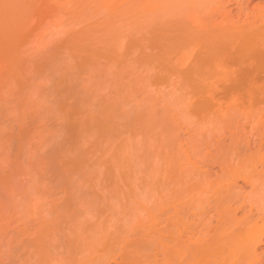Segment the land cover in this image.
Wrapping results in <instances>:
<instances>
[{
	"label": "bare ground",
	"instance_id": "bare-ground-1",
	"mask_svg": "<svg viewBox=\"0 0 264 264\" xmlns=\"http://www.w3.org/2000/svg\"><path fill=\"white\" fill-rule=\"evenodd\" d=\"M232 1L0 0V190L4 192L0 194V219L7 216L13 223L20 217L22 221L23 238L19 237V243L10 248L17 257L15 264H46L47 258L55 264H103L118 251L127 264H264V120H260L264 113V10L236 19L226 9ZM137 81L168 84L173 87H168L172 93L180 91L181 97L194 99L189 101L185 96L188 102L185 97V103L180 101L181 107L185 106L182 114L196 117L195 124H205L207 130L190 133L188 140L185 137L191 153L180 144L184 142L177 134L180 128L176 131L175 116H166L168 109L166 115L164 108L157 111L152 102L156 95L148 86L146 91L153 97L142 94L148 100L142 98V103L150 105L138 103L136 92H144L146 85H127ZM69 82L73 88L75 82L80 83L78 88L84 90L75 96L78 100L87 97L86 102L75 101L81 107L74 102L72 109L67 106L68 97L76 100L73 92L78 91L72 88L73 94L68 93L72 90L67 87ZM49 95L53 96L51 101ZM46 101L52 103L48 112L54 113L59 130L61 122H56L67 119L63 125H68L61 127H68L71 134L75 128L71 114L79 116L81 123L75 130L81 145L77 147L86 152L88 146L86 153L92 157L77 149L74 152L71 147V162L66 168L62 157L56 156L66 171V175L61 174L66 180L59 182L73 181L71 185L67 183V187L72 186L68 200L63 206H59L63 202L59 207L53 205V224L41 219L44 224L32 222L34 230L30 231L29 215H35V209L29 212L28 206L34 202L22 206L31 203L33 194L42 196L38 174L45 179L50 176V167L43 171L44 164L38 165L41 157L37 152L34 155L37 148L32 140L44 128L50 129L46 128L47 119H43L47 115L35 119ZM126 103L137 109L127 111ZM258 125L262 130H255L257 139L251 129H258ZM251 134L256 136V144ZM216 135L220 140L215 137L217 146V141L210 138ZM137 136L144 144L139 139L137 142ZM212 142L214 154L209 151ZM36 145L40 148V143ZM24 155L39 160L33 164V157L23 166L20 157ZM190 157L212 165L216 160L220 176L215 180L211 176L204 178L203 166ZM87 163L90 177H82ZM20 173L26 184L22 191L19 187L22 193L18 194L12 185ZM77 175L81 180H90L80 181ZM238 180L251 183L250 193L241 195L242 190H236ZM87 182L98 193L96 200L94 196L80 202L82 193L77 187ZM87 186L86 190H90ZM46 188L52 193L50 186ZM72 203L80 211L78 217L77 213L72 217ZM51 206L44 212L48 213ZM241 211L245 212L238 217ZM93 213L98 215L96 220ZM52 227L60 235L66 230L67 237L57 238Z\"/></svg>",
	"mask_w": 264,
	"mask_h": 264
},
{
	"label": "rangeland",
	"instance_id": "rangeland-1",
	"mask_svg": "<svg viewBox=\"0 0 264 264\" xmlns=\"http://www.w3.org/2000/svg\"><path fill=\"white\" fill-rule=\"evenodd\" d=\"M238 1H239V2H238ZM241 5H242V6H241ZM246 5H247V6H246ZM262 5H264V0H233L232 3L226 5V6H227L226 9H230L232 15L237 19L238 17L245 18L246 15H250V14L252 15V14L258 12L259 9H261V10L263 11V10H264V6H262ZM255 7H256V8H255ZM240 8H241V9H240ZM247 8H248V9H247ZM238 10H239V11H238ZM241 10H242V11H241ZM243 10H244V11H243ZM241 12H242V13H241ZM244 12H246V13H244ZM237 13H238V14H237ZM249 13H250V14H249ZM244 14H245V15H244ZM67 83H68V82H67ZM71 83H72L71 85H74V82H71ZM77 83H78V82H75V85H74L76 89L73 88V86H72V87L70 86V82H69V85L67 84V85H68L67 87H69V88L71 87V89H72V88L75 89V90L78 89V91L73 92L74 94L71 92V91H74V90H73V89H72V90L69 89L68 93L71 92V93L74 95V97L76 96V93L78 94V93H79V90H81V89L78 88V86L81 88L80 83H78V84H79L78 86H77ZM152 83H153V82H152ZM152 83H151V82H143V83H142V82H138V81H137V83L135 82V84H134V82H129V84H127V85L130 86V87L132 86L133 88H134V86H135V87H136V86L140 87V86L143 85V87H145V85H146V88L143 89V90H145L144 92H142V90H141L140 92H142V93H139V92L137 93V92H136L137 96H136V94H135V96L137 97V100L140 101V102H138V103H142L143 100L146 99V97H149V98H150V96H149V95H151L150 92H151V93L153 92V94L156 95V97H153V96L151 95V97H153V98L156 100V101H155L153 98H151V99H153V100L156 102V103H155L154 101H152V102L154 103V106H156L157 111H158V109H159V110H160V109L162 110V108H164V112H165V109H168V110H166V112H168L167 115H166V112H165V115H166V116H172V115L175 116L174 119H173V116H172V118L170 117L171 119L176 120V122H177V126H176V122L172 120L174 126L177 127V129H176V127H174V130L176 129V131H177V130H179V128H180L181 131L179 130V132H178L177 134H178L179 137L181 138V139L179 138V139L181 140L180 142H184V143H180V144H181V145L183 144V146H184L183 148L186 149V151L188 152L189 146L187 147V145H188V144H187V140H188V138H189V136H190V133L193 134V132H194V134H195V133H197L198 131H199V133H200V131H201V130H204V129L207 127V125L203 124V125H204V126H203L202 123H201V124H199V125H201V126H197L198 124H195V123L198 122V121H196V119H197L196 117L192 116L191 114H189V115H191V116H187L188 113H187V114H182V113H185V111H183V110H185V109H183V107L185 108V106L181 107V105H182V103H185V102H184V100H185L184 97L187 96V95H184V97H181V96H183V93L180 92V91H179L180 94L182 93L181 96L179 95V92L176 93L175 91H174V92H175L177 95H174L175 93H172L173 91H170L171 89H169L170 87L173 88L171 85L164 84V83H158V84H157V83H153V84H152ZM81 84H82V83H81ZM147 84H148V85H147ZM160 84H161V85L163 84V85L160 86ZM218 84H219V83H218ZM155 85H156V86H155ZM157 85H159L160 87H158ZM165 85H166V87H165ZM64 86H66V84H65ZM76 86H77V87H76ZM82 86H83V85H82ZM87 86H88V85H87ZM147 86H148V89H150V90H149L150 92H148V93H147V91H146ZM215 86H216V85H215ZM138 87H137V90H140ZM155 87H156V88H155ZM168 87H169V88H168ZM160 88H161V89H160ZM66 89H67V88H66ZM148 89H147V90H148ZM155 89H156V91H155ZM162 89H165V90L163 91ZM82 90H83V89H82ZM82 90H81V91H82ZM135 90H136V89H135ZM161 90H162V91H161ZM166 90H167L168 96H169L170 93H172V94H170L169 97L166 96V95H167ZM168 90H169L170 93L168 92ZM172 90H173V89H172ZM83 91H84V90H83ZM83 91H82V92H83ZM157 91H158V93H157ZM154 92H155V93H154ZM164 92H165V93H164ZM145 93H147L148 96L144 97V96L146 95ZM159 93H160V95H159ZM142 94H145V95L142 96ZM78 95H79V94H78ZM161 95H162V96H161ZM178 95H179V96H178ZM135 96H134V98H133L134 101H136V100H135V99H136ZM159 96L161 97L162 100L159 98ZM176 96H177L178 98H177ZM49 97H50V99H49ZM49 97H48V99L51 101V97H53V96L49 95ZM163 97H164V98H163ZM172 97H173V98H172ZM179 97H181L183 100L179 99ZM187 97H189V101H191V100L193 101V100H194V99L191 98V96H187ZM86 98H87V97H86ZM86 98H84V99L87 101ZM142 98H143V100H142ZM165 98H166V99H165ZM170 98H171V99H170ZM185 98H186V97H185ZM71 99L74 100L73 98H69V97H68L67 100L70 101ZM75 99H76V100H74V101L71 100L70 102L66 100V102H67V104H68V105H67V104H66V105L72 109L71 105L74 106V103H75L76 106H80V107H81V104H80V105H77V103L79 104L78 101H80V103H82V102H86V101L83 99V97H81V99H80V97H79L80 100H78V97H77V98L75 97ZM158 99H160V100H158ZM186 99H187V98H186ZM141 100H142V101H141ZM146 100H147V99H146ZM146 100H145V102H148V100H147V101H146ZM164 100H165V103L167 104V106H166V104L164 103ZM47 101H48V100H47ZM47 101H46V103H48V104L45 103V105H43L44 107L46 106V108H44V107H40V109H42V111H45V109H46L45 113H46V112H47V113H46L45 115H43L44 113L41 111L40 114H35V115H37V116H35V119H37V117L42 118V117H40L41 114H42L43 117H45V116L47 115V117H45V118H43V119H45V120L47 119V120H46L47 123L44 121L45 124H48L47 127H46V126H45V127H46V128H50V129L45 130V128H44V131L41 130V135H40V136H42V138H41L42 140H43V137H44V138L46 137V140H43V141H40V142H39V140H41V139H39V137H40V136H39V133H38V134L36 133L35 135H33L34 139H32V140H33V145L35 144V145H34V148H37L39 151H41V152H39L37 149H35L36 151L34 152V155H35V153L37 152V153L39 154V158L41 157V160H42V161L45 159L43 162H41V160H40V162H38V165L41 167V166H43V164H44V166H43L42 168L44 169V167H45V169H44L43 171L47 170L48 167H50V170L48 169V170L50 171V172L48 171V173H50V176H49L48 173H46V174H48V176L45 174V175L47 176V179H45V177H44V178H43V177H40V175L38 174V176H39L38 179L41 178L40 180H41L42 182H43V179H44V182H43L44 184H43L42 182H41V183L39 182V184H40V185H39V186H40V187H39V189H40L39 191L41 192L42 196L39 195V194H37V195H36V194H33V197H32L33 200L30 201L31 203H27V204H25V206H22V207L24 208V207H26V206H28V205H30V204H32V203L34 202V203L31 205V207L28 206V210H29V212H31V211L33 212V211H34L33 209H35L34 214H35L36 216H35V215H32V216L29 215V218H30V219L32 218L31 223H32V222L34 223V222L36 221V222L34 223V225H36V224L39 225V223L44 224V223L42 222L43 220H45V221H44V222H46L45 224H50V225H51V223L53 224V221H51V220H55V217H56V216H55V215H56V210H55L54 206L56 207V206H58V205H59L60 203H62V202H63V203L60 204L59 206H63V204H65V202H67V200H68V197H67V196H69V194H70V193H69V190H70V188L72 187V186L70 187V185H71V183L73 182V181H71V183L68 182V181L65 182V183H64V182H61V181H65V180H66V177H65V178L63 177V176H64L63 174H65L66 171H65V170H62V168L66 167L67 163L70 164L71 159L69 158V156H72V154H71V155H69V154L71 153L72 148H73V151L75 150L74 152H76V151L78 150L77 152L81 153V152L83 151V150H82V151H81V150L79 151V149L81 148V146H80V147H77V146L81 145V143H80L81 140H78V139H80L81 137L78 136V133H77V131H76L77 128H78L76 125L80 122V121H79V116H77V114H76V115H75L76 117H75L74 115L71 114V116H72V120L75 119V120H74L75 122L72 123V125L75 124V125H73L75 128H74V130H71L72 132H73V131H74V132L76 131V133L73 132L74 135L72 134L71 131H70L71 134H69V133L67 132V131H69V130H67L68 127L66 128V130H65V129H62L64 126L68 125V123H67L66 125H63V123H65L67 119H65L64 122H63V119H61L62 121L60 120V121H57V122H56L57 124L61 122V123L59 124V125H60L59 127L61 128L60 130H63L62 133H61V132L58 133L57 131H60V130L58 129V126H55L56 124H54V123H55L54 121L56 120V117H54V116H55L54 113H53V115H52V113L50 114V113L48 112V111L51 110L50 107L52 106V103L47 102ZM75 101H76L77 103H76ZM128 101H129V100H128ZM158 101H159V103H158ZM177 101H178V102H177ZM180 101H181V102L183 101V102L181 103ZM185 101H186V103H187V102H188V99L185 100ZM66 102H65V103H66ZM68 102H69V103L72 102V103L69 104ZM73 102H74V103H73ZM131 102H132V100L130 101V103H131ZM170 102H171V103H170ZM176 102H177V103H181V104L179 105V104H177ZM132 103H133V102H132ZM150 103H151V101H150ZM168 103H170V104H168ZM172 103H173V104H172ZM174 103H175V104H174ZM134 104H136V102H135ZM145 104H146V105H147V104L150 105L149 103H145ZM145 104L142 103V105H145ZM137 105H138V104H137ZM151 105H153V104H151ZM163 105H164V106H163ZM185 105H186V104H185ZM125 106H128V107H129V108H127V111H128L129 109H137L136 106H134V107H135V108H134V107L132 106V104H130L131 108H130L129 105H127V103H126ZM125 106H124V107H125ZM172 106H173V107H172ZM174 106H175V108H174ZM48 107H49V109H48ZM68 107H67V109H68ZM82 107H83V106H82ZM132 107H133V108H132ZM138 107H140V104L138 105ZM157 107H159V108H157ZM165 107H166V108H165ZM171 107H172V108H171ZM179 107H181L180 109H182V110H181L182 112L179 111V110H180ZM43 108H44V109H43ZM52 108H53V107H52ZM140 108H142V106H141ZM47 109H48V110H47ZM175 109H176V111H174ZM124 110H126V107H125ZM161 110H160V111H161ZM171 110H172V111H171ZM39 111H40V110H39ZM178 111L181 113V114L179 113V115L185 117L184 119H188V120H189V123H188V121L183 120V117H182L181 120H180L181 122L179 121V117H181V116L178 115ZM50 112H51V111H50ZM52 112H53V111H52ZM79 112H80V111H79ZM175 112H176V115L174 114ZM187 112H188V108H187ZM48 113H49V114H48ZM171 113H172V114H171ZM189 113H190V112H189ZM168 114H169V115H168ZM39 115H40V116H39ZM184 115H185V116H184ZM263 115H264V113L261 115L260 120H264ZM52 116H53L54 118H53ZM64 116H66L65 118L68 117L66 114H65ZM73 116H74V117H73ZM178 116H179V117H178ZM177 117H178V118H177ZM192 117H193V119H192ZM50 118H51V119H50ZM77 118H78V121H76ZM175 118H177V119H175ZM189 118H190V119H189ZM261 118H262V119H261ZM43 119H42V120H43ZM54 119H55V120H54ZM48 120H50V121H48ZM51 120H52V121H51ZM182 120H183V122L185 121V124L188 123V126L185 125V124H182V123H183ZM190 120H191V121H190ZM194 121H196V122H194ZM239 121L241 122L242 120H239ZM51 122H52V123H51ZM193 122H194V125H192ZM80 123H81V122H80ZM178 123H179V125H178ZM191 123H192V124H191ZM49 124H51V125H49ZM52 124H53V125H52ZM189 124H190V125H189ZM43 125H44V124H43ZM62 125H63V127H61ZM78 125H79V124H78ZM184 125H185V126H184ZM255 125H256V124H255ZM255 125H254V126H255ZM51 126H52V127H51ZM53 126H54L55 128L57 127V128H56L57 131L54 129ZM178 126H179V127H178ZM193 126L195 127L194 131H193V129H192ZM205 126H206V127H205ZM208 126H209V125H208ZM248 126H249V125H248ZM254 126H253V128H254ZM190 127H191V128H190ZM198 127H203V128L200 129V128H198ZM64 128H65V127H64ZM196 128H197V131L195 132ZM255 128H256V129H255ZM255 128H254V129H251V130H253V131H252V134L257 133V134H254V135H257V139H258V138H259V136H258V132H259V131L261 132L262 129L259 128V125H258V129H257V126H256ZM75 129H76V130H75ZM185 129H186V130H185ZM190 129H191V130H190ZM198 129H199V130H198ZM259 129H260V130H259ZM50 130H52V131L50 132ZM184 130H185V131H184ZM205 130H207V128H206ZM255 130H257V131L259 130V131L257 132V131H255ZM42 131H43V133H42ZM189 131H190V132H189ZM254 131H255V132H254ZM44 132H45V133H44ZM48 132H49V133H48ZM56 132L58 133V136H59V137L57 136V133H56ZM64 132H65V133H64ZM182 132H183V133H182ZM253 132H254V133H253ZM67 133L69 134V137L71 136V138L68 139V140H66L67 138H69ZM42 134H43V135H42ZM52 134H53V135H52ZM65 134H66L67 136H66ZM76 134H77V135H76ZM244 134H245V135H244ZM244 134H243V135H244V139H245V138L247 137V136H246L247 134H246V133H244ZM252 134H251V135H252ZM263 134H264V133H263ZM54 135H55V136H54ZM62 135H63V138L61 137ZM64 135H65V136H64ZM195 135H196V134H195ZM254 135H252V137H253L252 140L254 139L253 141L256 140V142H255V143H254L253 141H252V142H253L254 144H256V143H257V139H256V136L254 137ZM259 135H260V134H259ZM56 136H57V137H56ZM72 136H73L74 138H73ZM77 136H78L79 138H78ZM124 136L126 137L125 134H123V137H124ZM217 136H218V135H216V136H214V137H210L211 139L214 138V139H213L214 141L211 140L209 137H208L209 139L207 138V140H208V141L210 140V142H211V141L215 142V141L218 140ZM125 137H124V138H125ZM137 137H138L137 139H136V137H135V139L137 140V142H138V139H139V143L144 144V143H142V141H141L142 138L140 139L139 136H137ZM182 137H183V138H182ZM185 137H186L187 140L185 139ZM215 137L217 138V140L215 139ZM262 137H264V135H262ZM58 138H59V139H58ZM64 138H66V139H64ZM77 138H78V139H77ZM197 138H199V136H197ZM242 138H243V136H242ZM38 139H39V140H38ZM56 139H57V140H56ZM76 139H77V140H76ZM50 140H52V142H51ZM62 140H63V141H62ZM73 140H76L77 143H76V141H73ZM149 140H150V139H149ZM242 140H243V139H242ZM34 141H35V143H34ZM65 141H66V142L69 141V142L66 143ZM71 141H72V142H71ZM198 141H199V140H198ZM218 141H220V140H218ZM218 141H217V143H215L216 146H217V144H218ZM263 141H264V139H263ZM37 142H38V144L40 143L39 146H40V148L42 147L43 150H42V148H41V150H40V148H38V146L36 145ZM41 142H43V143H41ZM44 142H46V145H47V146L44 144ZM47 142H48V144H47ZM150 142H151V141H148V142H146V143H147L148 145H150ZM152 142H153V141H152ZM200 142H201V141H199L198 144H200ZM213 142H212V143H213ZM226 142L229 143V140L227 139ZM51 143H52V144H51ZM53 143H56V144H53ZM146 143H145V144H146ZM185 143H186L187 145H185ZM253 143H252V144H253ZM41 144H42V145H41ZM58 144H60L61 146L59 147ZM67 144H68V145H67ZM48 145H49L50 147H49ZM65 145L68 146V150H69V151H68V150H65V149H67V146H65ZM138 145H140V144H138ZM152 145H153V144H152ZM209 145L211 146L210 143H209ZM209 145H208V146H209ZM36 146H37V147H36ZM43 146H44V147H43ZM52 146H53V147H52ZM55 146H56V147H55ZM201 146L203 147V145L200 144V147H201ZM208 146H207V147H208ZM210 146H209L208 148H210ZM46 147H47V148H46ZM48 147H49V149H48ZM61 147H62V148H61ZM71 147H72V148H71ZM82 147H83V146H82ZM185 147H186V148H185ZM207 147L204 146L205 149H207ZM213 147H215V146H214V143H213V145H212V148L209 150L210 152L215 151V148H213ZM51 148H52L53 150H52ZM55 148H56V152H57V150H58L57 155L55 154V153H56V152H55ZM59 148H60V152H59ZM78 148H79V149H78ZM187 148H188V149H187ZM204 148H203V150H205ZM252 148H253V150H252L251 152L254 151V145H253ZM44 149H45V150H44ZM61 149H62V152H61ZM76 149H77V150H76ZM82 149H83V148H82ZM199 149H201V151H203L202 148H199ZM216 149H217V148H216ZM51 150H52V151H51ZM85 150L89 151L90 149H89L88 146H87V147L85 148ZM48 151H49V153H48ZM87 151H86V152H87ZM205 151H206V150H205ZM207 151H208V150H207ZM69 152H70V153H69ZM84 152H85V151H83V154H87L86 152H85V153H84ZM189 152H190V149H189ZM215 152H216V151H215ZM215 152H213V154H214ZM43 153H45V156L42 155ZM190 153H191V152H190ZM190 153H189V156H192V154H190ZM203 153H204V152H203ZM249 153H250V152H249ZM38 154H37V155H38ZM60 154H61V155L64 154V155L61 156ZM67 154H68V155H67ZM90 154H91V153L89 152V154H87V155H88L87 157H92V155L89 156ZM26 155L29 156L28 152L26 153ZM26 155H24V157H27ZM56 156H57V159H60L58 156L62 157L61 160H64V162H66V164L64 165V163H62L63 161L60 162V160L55 159ZM24 157H23V156L20 157V160L24 162V164H23V162H22V165H23V166L27 163V161H29V159L32 160L34 156H33V157H32V156H31V157H27V158H28V159L26 158L27 160H26ZM37 157H38V156H37ZM37 157H36V158H37ZM52 157H53V158H52ZM63 157H64V158L67 157V158L64 159ZM21 158H23V159H21ZM39 158L35 159V157H34L35 160H33L32 163L35 164V163L39 160ZM43 158H44V159H43ZM46 158H47V159H46ZM48 158H49V160H48ZM83 158L85 159L86 157H83ZM150 158H151V157H150ZM190 158L193 159V160H191V161H197V163H199V165H200L201 161L199 160V158H197V160H196V158H195V159L192 158V157H190ZM90 159H91V158H90ZM200 159H201V158H200ZM36 160H37V161H36ZM86 160H88L89 163H90V160H89V159H86ZM203 160H204V159H203ZM48 161H49V162H48ZM53 161H54L55 163H57V165H56V164L54 165ZM198 161H200V162H198ZM205 161H206V160H205ZM205 161H203V162H205ZM211 161H212V160H211ZM213 161H214V160H213ZM47 162H48V163H47ZM50 162H51V163H50ZM58 162H59V163H62V164L64 165V167H63L62 164H61L62 166H60V165L58 164ZM203 162L201 163V166H203V167H201V168H203V169H202V173H205V174H206V175L203 174V175H205L204 178H207V177L211 176V177H209V178H210V179H214L216 176H220V173H221V172H219V171H220V170H219V164L217 165L218 162L215 163L216 160H215V162H213V165L211 164L210 161H206V164L203 163ZM207 162H210V163H207ZM89 163L85 164V166H84L85 168H84V167H83V168L86 169V167H87L88 165H90ZM214 163H215V166H214ZM27 164H28V163H27ZM27 164H26V165H27ZM50 164H52V165H50ZM208 164H209V165H208ZM210 164H211V165H210ZM46 165H47V166H46ZM48 165H50V166H48ZM39 166H38V168H39ZM53 166H54V167H53ZM56 166H58V167L60 166V167H59V168L57 167L58 169H57L56 172H55ZM69 166H71V165H69ZM46 167H47V168H46ZM67 167H68V165H67ZM67 167H66V168H67ZM52 168L54 169V172H55V173H51ZM83 168H82V169H83ZM59 169H60V170H59ZM64 169H65V168H64ZM68 169H70V168H68ZM68 169H67V170H68ZM84 169H83V170H84ZM87 169L90 170V169H89V166H88ZM87 169L85 170V172H82V171H83V170H82V171H81V174H80V173H79V174H80V175H83L82 177H85V175H86V176L89 175L91 172H87ZM210 169H211V170H210ZM61 170H62V173H60ZM205 170H206V171H205ZM218 170H219V171H218ZM43 171H42V172H43ZM52 171H53V170H52ZM57 171H58L59 173H58ZM203 171H204V172H203ZM63 172H65V173H63ZM206 172H207V173H206ZM209 172H210V173H209ZM56 173H57V174H56ZM87 173H88V174H87ZM20 174H21L20 176H17V175H16L17 177H19V178L16 177L17 179L15 178V182H16V184H15V182H14V184H15L16 186H15V185H12V186H14V187H16V188L18 189V192H17L18 194H19V192H20L19 187H20V189H21V191H22V187H23V189H25V184H26V178H24L25 176H24L22 173H20ZM40 174H41V173H40ZM52 174H53V175L55 174L56 176H55V175H54V176H55L56 178H55V177L52 178V179H51V180H52V181H51L52 183H51V182H49V181H50V178L52 177V176H51ZM61 174H62L63 176H61ZM209 174H210V175H209ZM45 175H43V176H45ZM57 175H58V176H57ZM59 175H60V176H59ZM65 175H66V174H65ZM207 175H208V176H207ZM22 176H23V178H22ZM49 177H50V178H49ZM57 177H58V178H57ZM77 177H78V179H80V181H85L84 179H86V178H84L83 180H81L82 178H81V176L79 177V175H77ZM89 177H90V175H89ZM89 177H87V179H86L87 181L90 180ZM48 178H49V179H48ZM88 178H89V179H88ZM209 178H207V179H209ZM20 179H21V180H20ZM24 179H25V181H24ZM54 179H55V180H54ZM56 179H57V181H56ZM40 180H39V181H40ZM48 180H49V181H48ZM59 180H61V181L59 182ZM67 180H69V179H67ZM71 180H73V178H72ZM74 180H75V179H74ZM214 180H215V179H214ZM22 181H23V183H24V182H25V183H24V184L21 183ZM12 182H13V181H12ZM45 182H46V183H45ZM56 182H58V183H56ZM90 182H91V181H90ZM90 182H87V185H88V186H87V185H85V186L83 185V186H84V187H83V186L78 185L79 187H77V188H80V191H79V192L82 193V194H81V195H82V196H81V200L79 199L80 202L82 201L83 198H84V202H85L86 200H89V199L91 200V198L93 199L94 196H95V199H93V200H96V195H95V194H96L97 192H93V191H92V188H90V185H89V184H91ZM17 183H18V184H17ZM50 183H51V184H50ZM62 183H63V185L65 184V185H64L65 187L62 185ZM67 183H70V185H69L68 187H67V185H68ZM74 183H75V182H74ZM85 183H86V182H85ZM88 183H89V184H88ZM238 183H239V184H238ZM42 184H43V185H42ZM45 184H46V185H45ZM56 184H57V185H56ZM58 184H59V185H58ZM72 184H73V183H72ZM79 184H81V182H80ZM237 184H238V185L236 186V190H240V189H241V190H242L241 195H246V194L250 193L249 191H251V188H252V187H251L252 185H250L251 183H249V182L247 183V181L244 182L243 180H238ZM246 184H247V185H246ZM17 185H18V186H17ZM20 185H23V186H20ZM51 185H52V186H51ZM55 185H56L58 188H54ZM91 185H92V184H91ZM41 186H43V187H45V188L42 189ZM46 186H50V188H52V193H51V192L49 193L50 189H49V187H47V188L49 189V191H48V189L46 188ZM56 186H55V187H56ZM73 186H75V185H73ZM86 186L89 187L90 190H91L92 192H90V190H86V189H87ZM61 187H62V188H61ZM63 187L66 189V193H65V191H64L65 189H64ZM66 187H67V188H66ZM75 187H76V186H75ZM82 187H83V188H82ZM84 188H85V189H84ZM89 188H88V189H89ZM237 188H238V189H237ZM239 188H240V189H239ZM244 188H245V189H244ZM45 189H47V192H46ZM73 189H74V187H73ZM44 190H45V191H44ZM93 190H94V189H93ZM241 190H240V191H241ZM244 190H245V191H244ZM0 191H1V190H0ZM42 191H44V193H43ZM84 191H86V192H84ZM45 192H46V195H47V196L45 195ZM83 192H84V193H83ZM88 192H90V194H89ZM245 192H246V193H245ZM2 193H4V192L1 191L0 194H2ZM17 193H16V194H17ZM20 193H22V192H20ZM47 193H48L49 195H48ZM60 193H61V194H60ZM67 193H69V194H67ZM93 193H94V195H93ZM242 193H243V194H242ZM18 194H17V197H18ZM43 194H44V195H43ZM88 194H89V195H88ZM97 194H98V193H97ZM3 195H4V194H3ZM54 195H55V196H54ZM84 195H85V196H84ZM90 195H91V197H90ZM99 195H100V194H99ZM44 196H45V197H44ZM48 196H49V197H48ZM56 196H57V197H56ZM51 197H52L53 199H52ZM87 197H88V199H87ZM100 197L102 198L101 195L99 196V198H100ZM18 198H19V197H18ZM49 198H50V199H49ZM55 198H56V199H55ZM1 199H2V196H1ZM34 199H36V200H34ZM53 200H54V201H53ZM55 200H56L57 202H56ZM64 200H65V202H64ZM49 201H50V202H49ZM39 202H41V203H39ZM53 202H54V203H53ZM56 203H57V204H56ZM23 204H24V202H23ZM38 204H39L40 206H39ZM54 204H55V205H54ZM34 205L37 206V207H35ZM41 205H43V206H41ZM51 205H52V206H51ZM53 205H54V206H53ZM45 206H47V207H45ZM50 206H51V209H52V210L50 209L49 212L47 213L46 211H48V209L50 208ZM59 206H58V207H59ZM29 207L32 208V209H29ZM39 207H40V208H39ZM42 207H44V209H43ZM52 207H53V208H52ZM233 207H234V206H233ZM10 208H11V207H10ZM10 208H9V209H10ZM247 208H248V206H247ZM247 208L245 207L246 210H247ZM26 209H27V208H26ZM41 209H42V210H41ZM73 209H74V210H73ZM97 209H98V208H97ZM11 210H12V209H11ZM30 210H31V211H30ZM44 210H46V211H45L46 213L44 212ZM54 210H55V211H54ZM70 210L73 212V213H72V214H73L72 217H76V216L78 217V216L80 215V214H79L80 211H79V213L77 212L74 203L71 204V208H70ZM23 211H26V210H23ZM74 211H75V212H74ZM26 212H27V211H26ZM39 212H40V213H39ZM41 212H43V213H41ZM244 212H245V211H241V212H240V215H239L238 217L242 216V213L244 214ZM75 213H77L78 215L76 214V216H75ZM211 213H213V212H211ZM211 213H210V214H211ZM7 214L9 215V212L6 213L5 215H7ZM30 214H31V213H30ZM32 214H33V213H32ZM44 214H45V215H44ZM47 214L50 215V216H48ZM93 214H94V213H93ZM0 215H1V213H0ZM95 215H97V214H94V217H93L94 220H96V216H95ZM17 216H18V214H17ZM30 216H31V217H30ZM40 216H41V217H40ZM97 216H98V215H97ZM4 217H5V218H4ZM36 217H37V218H36ZM38 217H39L40 219H39ZM19 218H20V217H17V220L14 219L13 223H12L11 220H9V218H8L7 216H3V218L0 219V220H1V221H0V229H1V230H0V237H1V238H0V264H15V262H16V258H17V257H16V254H15L14 252H11V249H10V248H11V247H15V246L19 243L20 239L22 240V238H23V237H22V236H23V235H22L23 233L21 234L22 231H20V230L22 229L23 225L21 224L22 221L18 220ZM29 218H28V219H29ZM46 218H47V220H46ZM28 219H26V220H28ZM38 219H39V220H38ZM41 219H42V221H40ZM49 219H50V220H49ZM48 220H49V221H48ZM90 220H92V218H91ZM94 220H92V222H93ZM18 221H19V222H18ZM29 221H30V220H29ZM4 222H6V223H4ZM38 222H39V223H38ZM50 222H51V223H50ZM2 223H3V224H2ZM31 223H29V226H27V228H28L30 231H33V230H34V228H33L34 225H33V223H32V224H31ZM6 224H7V225H6ZM13 225H15V226H13ZM11 226H12L13 229L11 228ZM31 226H33V227L31 228ZM14 227H15V228H14ZM8 228H9V229H8ZM30 228H31V229H30ZM2 229H3V231H2ZM5 229H8L9 231L7 232V230L5 231ZM11 229H12V230H11ZM52 229H53V233L55 232V234H58V230H55V229H57V228H55V227L53 228V227H52ZM10 230H11V231H10ZM15 230H17V231H15ZM4 231H5V232H4ZM67 231H68V230H67ZM2 232H3V233H2ZM6 232H7V233H6ZM19 232H20V233H19ZM65 232H66V230H64L63 234H61L62 236H64V238L67 237V236L65 235ZM8 233H9V234L11 233V234L9 235ZM66 233H67V232H66ZM3 234H4V236H6V237H4ZM17 234H18V236H17ZM55 234H54V235H55ZM61 235L58 234L56 237L58 238V237H60ZM2 236H3V237H2ZM9 236H10V237H9ZM11 236H13V237H11ZM14 236H15V237H14ZM16 236H17V237H16ZM62 236H61V237H62ZM8 237H9V238H8ZM19 237H20V239H19ZM7 238H8V239H7ZM62 238H63V237H62ZM11 242H12V243H11ZM9 243H10V244H9ZM8 244H9V245H8ZM10 245H11V246H10ZM6 247H7V248H6ZM9 250H10V253H9ZM18 251H19V250H18ZM118 253H120V252L118 251V252H117L116 254H114L112 257L106 259V261H105L103 264H119V261H120V260H121V261H120L121 264H127V262L125 261V259H123L122 254H121V253L118 254ZM12 254H13V255H12ZM17 254L20 255V251H19ZM116 255H117V256H116ZM159 257H160V256H159ZM114 258H116L117 260L114 259ZM121 258H122V259H121ZM124 258H125V256H124ZM10 259H12V260H10ZM36 259H37V258H35V261L38 262V260H36ZM47 259H48V260H46V264H47V261H48V262L50 261L49 258H47ZM110 259H111V261H110ZM17 260H18V259H17ZM32 260H33V262H34V259H32ZM107 260H108L109 263L107 262ZM9 261H10V262H9ZM122 261H123V262H122ZM1 262H2V263H1ZM33 262H32V263H33ZM124 262H125V263H124ZM34 263H35V262H34ZM48 264H55V263L50 261ZM56 264H57V263H56Z\"/></svg>",
	"mask_w": 264,
	"mask_h": 264
}]
</instances>
